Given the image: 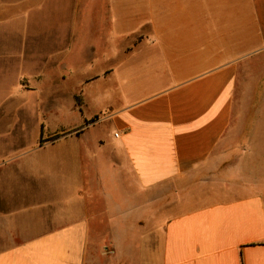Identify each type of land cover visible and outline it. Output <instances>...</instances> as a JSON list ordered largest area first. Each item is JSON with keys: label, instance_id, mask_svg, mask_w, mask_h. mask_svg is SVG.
Wrapping results in <instances>:
<instances>
[{"label": "crops", "instance_id": "crops-1", "mask_svg": "<svg viewBox=\"0 0 264 264\" xmlns=\"http://www.w3.org/2000/svg\"><path fill=\"white\" fill-rule=\"evenodd\" d=\"M60 66L75 133L0 119V264H264V0H0V96Z\"/></svg>", "mask_w": 264, "mask_h": 264}, {"label": "rangeland", "instance_id": "rangeland-1", "mask_svg": "<svg viewBox=\"0 0 264 264\" xmlns=\"http://www.w3.org/2000/svg\"><path fill=\"white\" fill-rule=\"evenodd\" d=\"M72 67V71L75 69H78L79 67ZM59 68V70H58ZM57 70L55 68L54 70V76L56 75V80L59 81L54 84V81L52 80L48 82L47 80H40L35 81V84L37 86V91L33 92H19V91H13L10 87H6V91L3 93H7L6 95L0 96V104L4 101L5 107H13V106H19V105H28L29 107H32V109H29V112H15V113H6L0 112V119L6 120V123H17L18 121L22 122V127L25 129V127H31L33 130L34 127L38 125V122L42 119L46 121L47 124L50 126H53L54 128H57V131L52 136H47L45 138L41 139V142L36 144H23L20 146V152L22 155L26 154H36L41 153L39 146L50 144L58 142L61 140L62 136L69 135L70 133H75L77 130H72L70 132H66L64 134L62 133V129H65L68 125L72 124V122L77 121L76 117H81V115L78 113V111H72V110H78L81 106V95H76L74 97H70L68 94L71 91L75 90V87L79 81L80 75L74 74L70 81V86L68 88H64V83L62 81L63 73L62 67H58ZM31 70L29 69L28 72ZM77 71V70H76ZM75 71V73H77ZM24 87L29 86V82L22 81L21 82ZM51 86L53 88L51 89ZM2 93V92H1ZM48 94V96H47ZM41 105L42 108H41ZM44 111V112H43ZM18 118V119H16ZM83 120V119H82ZM96 121V120H95ZM85 122V121H83ZM14 132H19L20 127L15 126L13 129ZM2 137V136H0ZM14 137V136H11ZM53 144V145H54ZM17 147V146H16ZM46 153V152H45ZM60 163L57 162V164ZM61 167L59 166L56 170V173L61 176L62 174Z\"/></svg>", "mask_w": 264, "mask_h": 264}, {"label": "trees", "instance_id": "trees-1", "mask_svg": "<svg viewBox=\"0 0 264 264\" xmlns=\"http://www.w3.org/2000/svg\"><path fill=\"white\" fill-rule=\"evenodd\" d=\"M96 120V118H93V119H91L90 121H89V123H92V122H94Z\"/></svg>", "mask_w": 264, "mask_h": 264}]
</instances>
